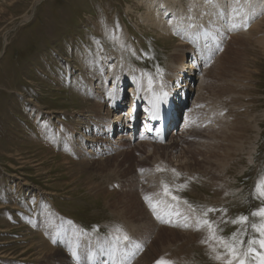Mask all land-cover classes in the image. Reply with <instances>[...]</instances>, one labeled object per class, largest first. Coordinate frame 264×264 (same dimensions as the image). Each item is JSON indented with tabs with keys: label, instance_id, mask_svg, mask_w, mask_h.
<instances>
[{
	"label": "rangeland",
	"instance_id": "rangeland-1",
	"mask_svg": "<svg viewBox=\"0 0 264 264\" xmlns=\"http://www.w3.org/2000/svg\"><path fill=\"white\" fill-rule=\"evenodd\" d=\"M257 1L264 5V0ZM160 6H165L167 13ZM148 7L165 24L151 26L145 18ZM241 7L229 0H0V264H80L82 259L81 264L99 261L135 264L148 253L150 264H157L161 258L172 259L173 264H217L213 259L216 254L231 259L225 244L235 243L239 247L243 241L239 250L245 252L248 240L261 239L252 225L264 223V217L253 215L264 208V198L259 197L256 187L264 181V24L258 31L252 26L261 17L264 19V8L244 15ZM25 18L28 20L24 21ZM179 43L186 46L189 54L185 65L178 59L183 57V52L177 51ZM192 54L198 59L193 71L190 70ZM86 56H94L95 60L93 68L88 70ZM179 68L187 70L186 76L170 83L177 87L182 83L186 89L191 86V90L188 91L189 121L180 122L179 112L174 122L173 128L180 135H175L177 144L172 143L174 136H167L161 144L147 138L134 143L124 140L120 148L121 143L107 144L111 150L97 144L91 153L86 152L88 149L82 143L71 147L67 140H77L76 134L87 138L102 136L96 128L89 132L91 125L82 124V115L71 116L89 107L78 95L79 77L88 85L98 86L93 90H98L99 95L91 96L95 100L104 98L101 100L107 107L111 100L106 95L117 97L122 92V109L116 117L112 112L109 115L114 128L112 119L121 120L134 107L135 97L131 93L134 74L143 77L146 87L140 83V88L148 92L162 89L169 73ZM111 71L115 76L117 71L120 76L128 73L129 76H122L124 86L120 83L112 88ZM101 78L107 80L105 86L98 83ZM203 84L205 91L206 84L217 91L216 104L198 96V88ZM237 86L233 93L231 89ZM111 107L114 109V104ZM135 108L136 119L141 123L140 110L144 108L141 105ZM221 115L227 124L238 121L243 136L241 144L237 140L233 144L241 152L233 154L230 161L224 159L227 166L223 169L216 151L217 135H213L222 125L223 121H218ZM109 119L107 116L106 120ZM184 125L185 133L181 132ZM101 128L107 133L105 123ZM117 135L118 131L109 140L114 142ZM63 136L66 139L62 140ZM166 143L176 150V157L183 148H189L186 153L192 167L206 158L214 161L213 166L209 164L212 169L204 178L201 172L180 169L176 158L170 160L160 148L152 147H165ZM76 148L81 152L74 154ZM74 157L84 159L82 162L87 167H82ZM165 185L171 195L165 194ZM212 186L220 187L221 193L217 194L220 190ZM129 193L137 196V202L151 219L149 229L153 235L151 231L133 235L123 226L125 220L113 211L124 198L130 200ZM173 196L177 199H172ZM163 200L174 204L173 208H180L167 207L161 203ZM241 216L247 220L240 222ZM211 227L215 232L213 239L219 245V251L215 252L207 249L212 239ZM160 229H165L161 230L164 233L157 232ZM191 229L201 233L204 239L209 234L211 239L201 241V247L194 244L182 255L174 245L184 241V234ZM170 231L180 237L169 236ZM80 235L88 236L86 245ZM124 235L129 240L124 241ZM117 237L121 239L118 241ZM73 240L76 244H72ZM100 243H106L108 248L103 255L98 252ZM167 244L174 247L165 251L167 254L162 253L163 256L159 249ZM84 245L91 247L89 257L81 256ZM252 247L264 252L259 244ZM246 259L248 264H256L254 253Z\"/></svg>",
	"mask_w": 264,
	"mask_h": 264
},
{
	"label": "bare ground",
	"instance_id": "bare-ground-1",
	"mask_svg": "<svg viewBox=\"0 0 264 264\" xmlns=\"http://www.w3.org/2000/svg\"><path fill=\"white\" fill-rule=\"evenodd\" d=\"M230 1V3L232 4V5H235V4H239V5H241L242 7V10H241V13L242 14H244V15H246L248 12L249 13H255L256 11H254V10H257V9H259V10H262L263 8H264V5H260L259 4V2L257 1V0H229ZM235 7V6H234ZM250 7V8H249ZM151 8H153V6L151 7ZM160 8H163L164 9V11H165V13H167V9L165 8V6H160ZM249 8V9H248ZM162 15H164L163 13H162ZM231 15H232V13H231ZM170 17L171 16H169L167 19H170ZM145 18L146 19H148L149 20V23H151L150 25L151 26H157V24H165L164 23V21H162V19L160 20V19H158L157 17H156V15L154 14V13H152V11L150 10V7H148L147 8V13L145 14ZM28 20V18H25L24 19V21H27ZM167 21V20H166ZM169 23V22H168ZM167 23V24H168ZM263 24H264V19H263V17H261L260 18V20H258V21H256V23H254V26H252L254 29L256 28V30L258 31V30H260V28L263 26ZM163 30L166 32V27H164L163 28ZM174 30V29H173ZM169 34V33H168ZM182 42V41H181ZM5 45V44H4ZM3 45V46H4ZM183 45V44H182ZM178 46L180 47L179 48V50H177V51H181V52H183V57L182 58H178L179 59V62H180V64H182V65H185L184 63V60H185V58H188L187 57V55H189L188 53H186V46H184V49H185V51L183 50V46H181V44L179 43L178 44ZM191 52V51H190ZM193 60V64L191 65V68H190V70L191 71H193V69H195V67L197 66L196 65V62L195 61H197V60H195V57H194V54H192L191 55V59H190V61H192ZM94 56H86L85 57V63H86V65H87V69L86 70H88L89 68H93V66L95 65V63H94ZM218 61L219 60H217L216 61V63L214 64V66H216V64H218ZM178 64L179 63H175V66H178ZM214 66L213 67H211L212 68V70L214 69ZM120 68V67H119ZM211 68H210V70H211ZM123 69V68H122ZM120 70V69H119ZM118 70V71H119ZM124 70V69H123ZM176 70V69H175ZM98 71V70H97ZM97 71H95V73L97 72ZM100 71V70H99ZM117 71V75L115 76V73H114V71L112 72L111 71V73L109 74V76H112V78H113V80L111 79V81H114V85H113V87L112 88H116V86H117V84H119L120 85V83L122 84V80L123 79H125V78H123L122 79V76H125V75H128V73L127 74H125V72L124 73H122V75L120 76V74H119V72ZM86 72V71H85ZM123 72V71H122ZM129 72V71H128ZM184 72H185V74H184ZM94 73V72H93ZM213 73V72H212ZM86 74V73H85ZM170 75L168 76V78H169V80L167 79V81H164L163 82V87H162V89L161 88H159V89H155V90H152V91H148V92H144L143 91V89H141L140 88V83H142V76H140V74H134V80H133V87H132V90H131V93H133V95H134V97H135V102H134V104H132V106H134V107H136V106H138V105H141V106H143V111L141 110V114L144 116L142 119L143 120H141V126L138 128V130L139 129H141V131H140V133H139V136H134V140L136 141V140H143V139H148V140H150V141H152V142H154V144L155 143H159V144H161V142H158V141H155V136L157 137V128H155L154 129V132L152 133V135H153V137H152V139H150L149 137L150 136H148V134H151V122H152V119H153V117H156V116H161V115H163V114H165V115H170L171 114V112L173 111V120H174V118H175V103H176V105L178 104V102H179V100L180 99H182V102L183 103H185V102H187V104H188V96H187V91H190L191 90V86H189L188 87V89H186V88H184L185 86L184 85H182V83H178L177 85L179 86V87H177L176 86V84H174L173 82H171L170 83V81H173V80H175L174 82L175 83H177V79L176 78H182V77H185L186 76V74H187V70L186 69H184V68H179L178 70H176L175 72H173L172 74H171V72L169 73ZM184 75V76H183ZM211 76H212V74H210ZM80 76V75H79ZM129 76V75H128ZM189 77V76H188ZM213 77V76H212ZM110 79V78H109ZM109 79H108V81H109ZM130 79V78H129ZM173 79V80H172ZM210 79V78H209ZM72 81V80H71ZM212 81V80H211ZM95 82V79H93L92 80V84ZM106 82H107V80H103L102 78L98 81V83H100L101 85H103V86H105V84H106ZM240 82V81H239ZM98 83H95L96 84V86H97V84ZM204 83V82H203ZM74 84V83H73ZM108 84V83H107ZM180 84L182 85V86H180ZM205 84V83H204ZM204 84L202 85V87L200 88H198L199 89V93H200V95H198V96H200V98H202V100H209V101H211V100H213V101H215V104H216V102H217V100H218V98L216 97V95H215V93L217 92V91H215L214 89H210V87H208V84H206L207 85V88H206V91H208L207 93H205L206 91H205V86H204ZM77 89L80 91V93L78 94V95H80V96H82V99H83V101H84V103L85 104H87L89 107H87V108H85V109H83L82 111H80V112H78V113H75L74 115H71V116H74L73 118H76V117H80V115H82L83 116V123L82 124H90L91 126H90V129H89V132H93V128H96L97 130H98V133L99 134H102V136H99V137H95V136H93L92 138H87L86 136H81V135H79V134H76V135H78V139L77 140H73V139H71V138H69V140H67V141H70V143H71V147L73 146V147H75L77 144H78V146L82 143L83 144V148H86V149H88L86 152L87 153H91V151H93L94 150V147L96 148V145L97 144H102L104 147H105V149H107L108 150V148L110 147H108L107 146V144H110L111 146H114V145H116V144H118V143H121L118 147L120 148L121 146H122V144H124V140H126V141H129V143L131 142V138L133 137V135H134V133H133V131L132 130H135L137 127H138V124L136 123V125L135 126H130L129 124H126V121H128V120H132V115H133V113H134V110L136 109V108H133V107H128L129 108V110L127 111V114H126V116H124V117H121L120 119L121 120H118V121H116V118H113L112 120H113V124L115 123V131H118V135H117V140H115L114 142H112V141H110L109 140V138H110V134L112 133V131H113V126H111V120L109 119V115L111 114V112L115 115V114H117L121 109H122V107H123V104H124V101L122 100L123 99V97L121 96L122 95V92H120L118 95H117V97H115V96H107L106 95V97L107 98H110L109 99V101L111 100V104H110V106H112L113 104H114V109L111 107L110 108V106L109 107H107L106 106V102L105 101H103V100H101V99H104V98H101V97H96V100L95 99H93L92 98V96L93 95H95V96H97V95H99V93H98V90L96 91V90H93V89H98V86H97V88H95V86H91V85H88L87 83H85V82H83V81H81V79H80V77L77 79ZM123 85V84H122ZM144 85V87H146L145 86V84L144 83H142V85L141 86H143ZM235 85H237V84H235ZM73 86V85H72ZM100 86V85H99ZM124 86V85H123ZM108 87V86H107ZM186 87H187V85H186ZM238 87L239 86H237V88L235 87V89H231V91L233 92V93H235L236 92V89H238ZM103 88V87H102ZM111 88V89H112ZM232 88H234V87H232ZM242 87L240 86V89H241ZM210 91H212V93H209V90ZM104 90V89H103ZM113 90V89H112ZM110 91V90H109ZM197 91V90H196ZM159 92H162V94H161V96L159 97ZM198 92V91H197ZM94 93V94H93ZM165 93H169V95L166 97V98H164V94ZM180 93H181V95H180ZM91 94H92V96H91ZM101 94V93H100ZM108 94V93H107ZM112 94V93H111ZM113 94H115V93H113ZM112 94V95H113ZM203 94H205L207 97H205V95H203ZM84 95H85V97H84ZM102 95V94H101ZM130 95V94H129ZM238 95V94H237ZM241 96H242V94H241ZM102 97H104V96H102ZM244 97V96H243ZM241 98V97H240ZM198 99V98H197ZM243 99V98H242ZM200 100V99H199ZM234 100V99H233ZM198 101V100H197ZM201 101V100H200ZM196 102V101H195ZM206 103V102H205ZM243 103V102H242ZM212 104V103H211ZM210 104V105H211ZM219 104V103H218ZM217 104V105H218ZM233 105H235V104H233ZM232 105V106H233ZM238 105H239V103H238ZM41 106V105H40ZM130 106V105H129ZM188 106L189 105H187V108H188ZM236 106V105H235ZM243 106V105H242ZM106 108H107V110H106ZM186 108V116H187V118L189 119L190 118V113H189V109H187ZM238 108V107H237ZM240 108V107H239ZM238 108V109H239ZM244 108V107H243ZM242 108V109H243ZM113 109V110H112ZM142 109V108H141ZM241 109V108H240ZM211 110V109H210ZM75 111V110H74ZM222 111V110H221ZM240 111V110H239ZM35 112V111H34ZM72 112V111H71ZM197 112H198V110H197ZM200 113H201V111H199ZM202 112H204V111H202ZM205 112H207L206 110H205ZM212 112V111H211ZM220 112V111H219ZM37 113V112H36ZM35 113V114H36ZM103 113H105V114H103ZM213 113V112H212ZM218 113V112H217ZM217 113H216V115H217ZM224 113V112H223ZM223 113H222V115H223ZM241 113V112H240ZM192 114V113H191ZM211 114V113H210ZM220 114V113H219ZM226 114V113H225ZM112 115V114H111ZM113 115V116H114ZM199 115V114H198ZM221 115V116H222ZM230 115H232V114H230ZM234 115V114H233ZM108 116V119H109V121H107L106 120V117ZM122 116V115H121ZM196 116V115H195ZM215 116V115H214ZM213 116V117H214ZM112 117V116H111ZM115 117H116V115H115ZM72 118V117H71ZM117 118H119V117H117ZM209 118H210V116H209ZM218 118H219V116H218ZM225 118L226 119H230V118H227L226 116H225ZM245 118V117H244ZM81 119V118H80ZM123 119V120H122ZM146 119V120H145ZM224 118H223V116L221 117V118H219V120L218 121H223L224 122V120H223ZM226 119H225V121H226ZM57 120H59V119H57ZM214 120V119H213ZM236 120H237V118H236ZM45 123H47V124H50V123H48V121H47V119H45V120H43ZM98 121H102V122H100V123H98ZM189 121V120H188ZM217 121V122H218ZM191 122V121H190ZM222 122V125H220L221 127H219V129H218V127H217V129H215V131L217 130V132L215 133V134H213V135H217V138H216V143H217V145H216V147H217V150L216 151H218V153H219V155L221 156V162H220V167L223 169L224 167H226L227 166V163L224 161V159L225 160H228V161H230L231 159H232V156H233V154H236L237 152H241V149H240V147H236V146H234L233 144L235 143L234 141L235 140H237V143H239V144H241L242 143V135H241V133H240V130H239V128H238V126H240V125H238V124H240L238 121L236 122V121H233V122H231L230 124H229V122H228V120H227V122H228V124L226 123V122H224L223 123ZM244 122V121H243ZM104 123H105V127L107 128V133H105L103 130H102V126L104 125ZM212 123V122H211ZM219 123V122H218ZM131 124V123H130ZM198 124H200V123H198ZM219 124H221V123H219ZM228 125V126H226L225 128H227L226 130H224L223 131V127L225 126V125ZM51 125V124H50ZM78 125V124H77ZM217 125V124H216ZM48 126H46L45 128H47ZM58 127V126H57ZM184 128H183V130H181V132H183V133H185L184 132V129L186 128L185 126H183ZM42 128V127H41ZM75 128V125H74V127L73 128H71V129H74ZM105 128V129H106ZM62 129V128H61ZM49 130V129H48ZM48 130H45V132H47ZM64 130V129H63ZM87 130V129H86ZM126 130V131H125ZM204 130V129H203ZM220 130V131H219ZM228 130L229 131H233V133L232 134H229V132H228ZM42 131V130H41ZM68 131V130H67ZM73 131V130H72ZM84 131V130H83ZM95 131V130H94ZM187 131V130H186ZM208 131V130H207ZM119 132H121V133H119ZM50 133V132H49ZM70 133V132H69ZM126 133V134H125ZM179 133V132H178ZM52 134H54V133H52ZM106 134V135H105ZM188 134V133H187ZM92 135H93V133H92ZM126 135H127V137H126ZM209 135V134H208ZM176 136L178 137H180V135H178L177 133H176ZM176 136H174V138L176 137ZM211 136H212V134H211ZM90 137V136H89ZM47 138V137H46ZM53 138V137H52ZM58 138V137H57ZM64 136H63V139L62 140H64ZM68 138V137H67ZM124 138H126V139H124ZM174 138L173 137H171V139L173 140L172 141V143H178V138H175V140H174ZM182 138V137H181ZM238 138L239 139H241V140H238ZM66 139V138H65ZM111 140H112V138H110ZM122 139V140H121ZM212 139H213V136H212ZM245 139V138H244ZM53 140V139H52ZM57 140V139H56ZM209 140H210V138H209ZM134 141V142H135ZM244 141V140H243ZM133 142V143H134ZM180 142V141H179ZM209 142V141H208ZM132 143V142H131ZM146 143V142H145ZM148 143V142H147ZM211 143V142H210ZM209 144V143H208ZM65 145V144H64ZM145 145V144H144ZM166 146L165 147H159V145H155V146H152V145H147V146H152L154 149H161L164 153H166L167 155H169V157H170V160H173L174 158H176V160H175V162H177L178 163V167L180 168V169H188L189 168V170H191L192 172H201V175H203V178L205 177V175H207L208 173H209V171L212 169V167H209V164L211 165V166H213V163H214V161H211V160H209V159H203L202 160V163L201 164H195V168L194 167H192L191 165H189L188 164V162H189V158H188V156H187V153H186V151L187 150H190L189 148H187V149H185V148H183V150H181L180 151V153H179V156H177L176 157V155H174V153L176 152V150L172 147V145L171 144H168V143H166L165 144ZM197 145V144H196ZM215 145V144H214ZM59 146V145H58ZM62 146V145H61ZM60 146V147H61ZM164 146V145H163ZM198 146V145H197ZM197 146H195V147H197ZM202 146V145H201ZM201 146H199V147H201ZM211 146H213V145H211ZM57 147V146H56ZM64 147V146H63ZM209 146L207 145V149H209L208 148ZM101 148V147H100ZM113 148V147H112ZM116 148V147H115ZM119 148H117L116 149V151L119 149ZM211 148V147H210ZM66 149V148H65ZM74 149V148H73ZM62 150V149H61ZM67 150V149H66ZM65 150V151H66ZM81 149L80 148H76L75 150H74V154L75 153H78V152H81L80 151ZM97 150V149H96ZM109 150H111L110 148H109ZM194 150H196L195 148H194ZM212 151H214V149L212 150ZM209 152V151H208ZM63 153V152H62ZM210 153V152H209ZM122 154H124V153H120V155L121 156H124V155H122ZM180 155H182L181 157H180ZM216 155V154H215ZM107 156V155H106ZM217 156V155H216ZM198 157H200V155H198ZM103 158V157H102ZM114 158V157H113ZM74 159L75 160H77V162H79V164L82 166V167H84V168H86L87 167V164L86 163H84V162H82V161H84V159H82V158H80L79 160H78V158H76V157H74ZM101 159V158H100ZM117 159V158H116ZM218 160V159H217ZM112 161V160H111ZM174 161V160H173ZM185 161V162H184ZM102 162V161H101ZM182 162H184V163H182ZM169 163V162H168ZM168 163H167V165H168ZM165 164H166V162H165ZM186 164H188V167H183V166H185ZM103 165H106V163H104ZM158 165H159V163H158ZM162 165H164V164H162ZM155 167V166H154ZM153 167V168H154ZM157 167V166H156ZM169 167H171L170 165H169ZM173 167V166H172ZM162 168V167H161ZM175 168H176V166H175ZM160 169V168H159ZM158 168H157V170H159ZM165 169H166V166H165ZM168 169V168H167ZM177 169V168H176ZM156 170V169H155ZM157 170H156V172H157ZM162 170H163V168H162ZM169 170H171V169H169ZM179 170V169H178ZM226 171V169L224 170V172ZM165 172V171H164ZM174 172V171H173ZM177 172H181V170L180 171H177ZM164 174V173H163ZM173 174V173H172ZM171 174V175H172ZM186 174V173H185ZM160 175H162V174H160ZM177 175H179L178 173H177ZM163 176V175H162ZM223 176H224V174H223ZM118 177V176H117ZM147 178V177H146ZM153 178H155V177H153ZM168 178V177H167ZM112 179V178H111ZM113 179H114V177H113ZM143 179H144V176H143ZM147 180V179H146ZM121 181V180H120ZM161 181V180H160ZM107 182V181H106ZM109 182V181H108ZM127 182V181H126ZM138 182V181H137ZM121 183V182H120ZM149 183V182H148ZM156 184H158L157 182H155ZM109 184V183H108ZM123 184V183H122ZM127 184V183H126ZM129 184V183H128ZM147 184V183H146ZM9 185V184H8ZM130 185V184H129ZM142 185V184H141ZM120 186V185H119ZM154 186V185H153ZM124 187V186H123ZM123 187H121V188H123ZM136 187V186H135ZM146 187V186H145ZM148 187V186H147ZM146 187V188H147ZM150 187H151V185H150ZM5 188V187H4ZM108 188V187H107ZM119 188V187H118ZM125 188H128V187H125ZM124 188V191L126 190ZM131 188V187H130ZM130 188H128V189H130ZM149 188V187H148ZM212 188H214V190H216V189H219L220 190V192H217V194H220L221 193V188L220 187H218V186H212ZM127 189V190H128ZM133 189V188H132ZM8 190V189H7ZM6 190V191H7ZM12 190V189H11ZM107 190V189H106ZM136 190V189H135ZM143 190V189H142ZM130 191H132V190H130ZM141 191V190H140ZM153 191V190H152ZM110 192V191H109ZM119 192H121L120 191V189H119ZM127 192V191H126ZM125 192V193H126ZM147 192V191H146ZM148 192H149V190H148ZM121 193H123V191L121 192ZM124 193V194H125ZM133 193V192H132ZM127 194V193H126ZM130 194V193H129ZM128 194V196H130L131 198H129L130 200L129 201H127L126 200V198H124L125 200H124V202H119L118 204H116L115 206H114V208H113V211L114 212H117L118 213V215H119V217L121 218V219H124L125 221V223H124V227H126L133 235H135V234H137V233H146V232H149V231H151L150 229H149V227H150V225L152 224L151 223V219L149 218H147V213H146V211H145V209L143 208V206L141 205V203H138L137 201H138V198H137V196H136V198L135 197H132L133 196V194H130L129 195ZM144 194V193H143ZM149 194V193H148ZM124 195L122 194V197H123ZM134 196H135V194H134ZM122 197H120V198H122ZM15 199V197H13V200ZM123 201V200H122ZM165 201V200H164ZM13 203H14V201H12ZM152 203V202H151ZM154 203V202H153ZM152 203V204H153ZM158 203V202H157ZM156 203V204H157ZM175 203V202H174ZM16 206H17V204L16 203H14ZM151 204V205H152ZM173 204V203H172ZM14 205V206H15ZM146 205H147V203H146ZM165 205L167 206V207H173V205H171L170 204V202L168 203V201L165 203ZM151 207V206H150ZM164 208V207H163ZM112 213V212H111ZM140 216L142 217V219H140ZM145 219H147V223L146 222H144L145 221ZM142 220V221H141ZM144 220V221H143ZM140 222H142V223H140ZM134 224H136V225H134ZM154 224V223H153ZM191 225L192 224H189L188 226L189 227H191ZM193 227H195V226H193ZM192 227V228H193ZM195 229H196V227H195ZM210 229V234H212V239L209 237V234H207L206 235V238H210L211 239V241H209L210 243H208L207 245V249H212V250H214V252H215V250L216 251H219L218 250V247H219V245L216 243L218 240H216V242L214 241V239H213V233H215V232H213V228L211 227V228H209ZM164 231L165 229H160V230H158L157 232H161V233H164V232H162V231ZM187 230V229H186ZM185 230V231H186ZM192 230V229H191ZM199 230V229H198ZM171 233H168V235L169 236H171V237H174V235L176 236V238L177 237H180V235L179 234H176L175 232H173V231H170ZM208 232V231H207ZM151 233H152V231H151ZM204 234H205V232H204ZM152 235H153V233H152ZM185 236H186V239L184 240V241H180V244H176V245H174V246H176V247H174V246H172V248L174 247V248H176L177 249V251H178V253L180 252L182 255H183V253H185V252H187L188 251V249L191 247V246H193L194 244H196V245H198L199 247H201L202 245H201V241H206V238L204 239L203 238V235L201 234V233H198L197 234V231L195 230V231H187V233H185L184 234ZM77 236V235H76ZM81 236V235H80ZM84 237H80V239H82L83 240V242L85 243V245H86V242L89 240V238H88V236H85V235H83ZM43 237V236H42ZM136 237V236H135ZM86 238V239H85ZM137 238V237H136ZM74 239V238H73ZM77 239V238H76ZM75 239V240H76ZM79 239V238H78ZM209 239V240H210ZM75 240H73V243L72 244H76V242L74 243V241ZM50 241V240H49ZM77 241V240H76ZM78 243L80 242V240H78L77 241ZM89 242V241H88ZM154 242H156V240H155V238H154ZM174 242H177L176 240L174 241ZM49 243V242H48ZM81 243V242H80ZM79 243V244H80ZM91 243V242H90ZM144 243V242H143ZM89 244V243H88ZM169 244V243H168ZM168 244L167 245H162V246H160L161 248L159 249V252H160V254H162V253H166L165 251H167L168 249H170L171 248V246H168ZM206 244V243H205ZM204 244V246H206ZM69 245V244H68ZM84 245V246H85ZM50 246V245H49ZM61 246V245H60ZM63 247V246H62ZM78 247H79V245H78ZM86 247V246H85ZM196 247V246H195ZM67 248V247H66ZM98 252H99V254L100 255H103L105 252H106V250L108 249L107 247H106V243H100V244H98ZM171 248V249H172ZM205 248V247H204ZM58 249V248H57ZM91 249V247H86L85 248V252L84 251H82L81 250V252L83 253V255H81V256H85V257H89L90 256V254H91V251H89ZM176 249H174L175 251H176ZM199 249V248H198ZM51 250V249H50ZM59 250V249H58ZM64 250V249H63ZM67 250V249H66ZM65 250V251H66ZM192 250H193V248H192ZM191 250V251H192ZM64 251V252H65ZM169 251V250H168ZM176 251V252H177ZM58 252V251H57ZM67 252V251H66ZM65 252V253H66ZM80 253V252H79ZM81 253V254H82ZM171 254L173 253V254H175V252H170ZM188 253H190V252H188ZM157 254V253H156ZM167 254V253H166ZM216 254V253H215ZM142 255V254H141ZM163 255V254H162ZM170 255V254H169ZM190 255V254H189ZM214 255V254H213ZM222 255V254H221ZM163 256H165V255H163ZM173 256V255H172ZM217 254L216 255H214V260H215V262L217 263V264H225L226 262H227V260L228 259H226L225 257L224 258H222L220 255H219V257H220V259H217ZM82 257V258H83ZM160 257V256H159ZM158 257V258H159ZM176 256H174L173 258H175ZM184 257V256H183ZM101 258V257H100ZM100 258H98V259H100ZM161 258V257H160ZM165 258V257H164ZM187 258V257H186ZM162 259V258H161ZM160 259V260H161ZM83 260L84 259H82V261L81 262H83ZM125 260V259H124ZM126 260H128L127 258H126ZM125 260V261H126ZM165 260V259H164ZM166 260H167V258H166ZM152 260H151V255L148 253V254H143V256L138 260V261H136V263L135 264H150V262H151ZM159 261V260H158ZM171 261H172V259H171ZM175 261V260H174ZM81 262H79L80 264H81ZM106 262V261H105ZM176 262V261H175ZM178 262V261H177ZM180 262V261H179ZM184 262V261H183ZM225 262V263H224ZM72 263V262H71ZM71 263H69V264H71ZM77 263V262H76ZM154 263H155V261H154ZM124 264H129V262L127 261L126 263H124Z\"/></svg>",
	"mask_w": 264,
	"mask_h": 264
},
{
	"label": "snow or ice",
	"instance_id": "snow-or-ice-1",
	"mask_svg": "<svg viewBox=\"0 0 264 264\" xmlns=\"http://www.w3.org/2000/svg\"><path fill=\"white\" fill-rule=\"evenodd\" d=\"M149 84H151V81H149ZM257 192L259 197L264 198V181H261L259 183H257ZM165 188V194L166 195H171V193L168 190L167 185L164 186ZM145 199L147 200L148 197H145ZM172 199H177V197L173 196ZM209 211H213V209H210ZM253 215H257V216H261L264 217V208H260L257 212H254ZM247 220V217L241 216L239 218L240 222H245ZM236 221H233V223H235ZM203 223L208 224V221H203ZM187 225H185L186 227ZM252 227L260 233L261 239L256 240V239H252V240H248V248L247 251L245 252H241L239 250V247H242L243 245V241L240 242V245L238 247L237 244H225V248H227L228 250V255L231 257V259H228L226 264H233V261L236 262V264H248L247 261V257L250 253H254L256 256V264H264V252H257L252 245L254 244H259L261 249H264V223H261L259 226L257 225H252ZM117 231L119 232L120 230L117 229ZM118 241L121 239V237H117L116 238ZM122 239L124 241L129 240V237L127 235H124L122 237ZM233 239L235 240V234L233 235ZM137 247H139V245H137ZM72 255L75 257L76 253L75 251H73ZM217 259H220L219 256H217ZM157 264H173L172 261H168V260H164L163 258L159 261H157Z\"/></svg>",
	"mask_w": 264,
	"mask_h": 264
}]
</instances>
